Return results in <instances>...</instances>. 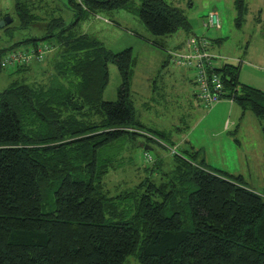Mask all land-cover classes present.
I'll return each mask as SVG.
<instances>
[{
    "label": "trees",
    "instance_id": "trees-1",
    "mask_svg": "<svg viewBox=\"0 0 264 264\" xmlns=\"http://www.w3.org/2000/svg\"><path fill=\"white\" fill-rule=\"evenodd\" d=\"M70 2L79 16L70 24L54 19L57 29L39 37L30 30L42 20L35 0H13L15 16L0 26V72L11 77L0 91V264H124L130 256L137 264H264V186L248 188L200 150L174 151L166 170L160 158L137 164L144 175L125 190L114 193L104 180L163 134L135 118L131 48L110 50L81 33L80 21L131 12L138 2L152 35L187 37L193 27L183 10L165 0H82L85 9ZM234 5L240 18L244 0ZM50 37L44 43L56 53L46 78L28 76L41 61L1 66ZM108 62L121 77L113 101L102 97ZM216 70L223 98L252 112L264 136V91L241 83L233 64Z\"/></svg>",
    "mask_w": 264,
    "mask_h": 264
},
{
    "label": "rangeland",
    "instance_id": "rangeland-1",
    "mask_svg": "<svg viewBox=\"0 0 264 264\" xmlns=\"http://www.w3.org/2000/svg\"><path fill=\"white\" fill-rule=\"evenodd\" d=\"M165 1L183 10L192 24L193 33L210 40L209 51L221 57L218 64L237 66L241 82L264 91V0H244L245 9L240 18L234 0ZM73 2L85 9L82 0ZM35 4L41 6L36 10L42 16L36 27L30 29L36 37L47 32L52 27L49 23L53 24L54 19L62 18L64 23L70 24L79 16L78 9L70 0H35ZM13 5V0H0V23L5 14L12 18L15 16ZM137 7L138 2L131 12L119 9L111 13H88L79 24L81 33L99 40L114 52L131 48L135 63L132 66L130 95L134 100L135 118L145 129L163 134L159 142H149V153L143 155L141 148H135L133 163L126 161L123 167L109 172L104 179L107 188L114 193L128 189L144 175L141 170H135L137 164H150L153 159L160 158V169L166 170L169 167L167 164L173 160L174 151L194 147L200 150L208 165L230 175H241L248 188L261 193L264 186V137L258 118L248 110L243 111L230 98H222L210 107L194 99L195 105L190 107L185 98V87H180L168 72V68L174 70L180 67L169 61L167 55L185 40L184 32L178 30L168 36L152 35L139 19ZM209 12H216L219 16V29L202 26V20ZM52 28L53 31L57 29ZM216 38L221 39L216 41ZM52 39L50 37L41 42ZM55 53L53 48L43 62L33 65L28 74L30 79H39L42 75L38 74L43 71L42 78L50 74L49 64ZM108 74L102 97L113 101L121 82L115 63L108 62ZM10 78L9 71L0 72V91L8 86ZM186 87L192 90L190 85ZM230 100L232 104H223ZM124 264H137V260L130 256Z\"/></svg>",
    "mask_w": 264,
    "mask_h": 264
},
{
    "label": "built area",
    "instance_id": "built-area-1",
    "mask_svg": "<svg viewBox=\"0 0 264 264\" xmlns=\"http://www.w3.org/2000/svg\"><path fill=\"white\" fill-rule=\"evenodd\" d=\"M204 28H220V19L216 12H209L202 20ZM210 40L204 35L195 33L187 36L181 46L168 52L172 63L180 67L191 68L194 71V84L196 91L194 98L206 107L212 106L223 98L225 94L223 79L217 68L216 56L209 51ZM52 51L47 43H39L36 48H27L13 52L1 61V66L27 65L33 62L44 61L46 55Z\"/></svg>",
    "mask_w": 264,
    "mask_h": 264
},
{
    "label": "crops",
    "instance_id": "crops-1",
    "mask_svg": "<svg viewBox=\"0 0 264 264\" xmlns=\"http://www.w3.org/2000/svg\"><path fill=\"white\" fill-rule=\"evenodd\" d=\"M221 39V38H220ZM220 39H215L216 41H220ZM181 43H182V41L181 42H179L177 45H176V48L175 49H177V48H179L180 46H181ZM167 57H168V60L170 61V58H169V56L167 55ZM166 63V62H165ZM224 64V63H223ZM223 64H221V66L223 65ZM177 67V66H176ZM180 67H177V68H175L174 70L173 69H170V68H168V72L170 73V75H171V77L173 76V77H175V81H176V83L181 87L182 86V88H184V90H185V92H186V94H185V98H186V101L188 102V104H190L189 106L190 107H194V94H195V84H194V81H193V77H194V72L193 71H191V70H188V69H186V68H181V70L179 69ZM175 71H177L176 73H175ZM238 79H239V75H238ZM240 81V80H239ZM241 82V81H240ZM241 83H243V82H241ZM244 84H247V85H250V84H248V83H244ZM189 86L190 85V87H191V91H189V89H187V87L186 86ZM250 86H252V85H250ZM254 87V86H253ZM257 88V87H256ZM262 90V89H261ZM222 101V100H221ZM225 103H227V104H232L233 103V101H225L223 104L225 105ZM260 125V124H259ZM262 132V131H261ZM263 134V133H262ZM264 137V136H263ZM181 143V142H180ZM179 143V144H180Z\"/></svg>",
    "mask_w": 264,
    "mask_h": 264
},
{
    "label": "water",
    "instance_id": "water-1",
    "mask_svg": "<svg viewBox=\"0 0 264 264\" xmlns=\"http://www.w3.org/2000/svg\"><path fill=\"white\" fill-rule=\"evenodd\" d=\"M10 21H11L10 17H9V16H6V17L4 18V20L1 21L0 26H2L5 22L9 23ZM144 148L147 149V146H145ZM149 149H150V148H148V150H149Z\"/></svg>",
    "mask_w": 264,
    "mask_h": 264
}]
</instances>
